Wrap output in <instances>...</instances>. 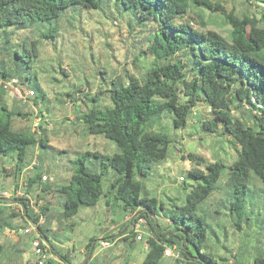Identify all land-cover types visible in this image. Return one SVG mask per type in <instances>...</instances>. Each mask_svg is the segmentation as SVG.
I'll use <instances>...</instances> for the list:
<instances>
[{
	"label": "trees",
	"instance_id": "obj_1",
	"mask_svg": "<svg viewBox=\"0 0 264 264\" xmlns=\"http://www.w3.org/2000/svg\"><path fill=\"white\" fill-rule=\"evenodd\" d=\"M254 1L264 4V0ZM199 10L224 14L231 35L207 28L197 14ZM98 14L117 22L118 28L126 26L134 41L129 59L139 72L125 68L117 80L108 81V73L96 68V75L105 81L104 89L94 92L92 83H86L88 90L83 95L87 111L77 105L80 87L55 99L61 104L73 102V119L83 123L88 135L115 143L117 150L113 154L84 152L73 162L72 173L53 189L50 182L43 181L45 172L40 167L29 171L36 149L49 147V131L40 123L34 128L19 125L36 111L18 100L10 107L0 89V178L6 170L5 160L16 154V183L25 178L24 189L30 198L35 190L59 194L63 218L69 220L82 208L100 202L106 195L104 179L112 172L115 200L132 214L131 226L144 218L152 232L141 264H160L168 246H176L179 252L176 264H229V259L214 252L210 235L215 231L201 206L219 193L224 177L230 188L225 214L230 218L235 213L239 217L248 214L245 220H233L238 230L252 225L248 216L255 211H246L251 208L250 187L254 179L264 185V10L257 19L255 15L239 17L213 0H0V79L17 77L35 91L39 119L54 112L47 106L52 99L38 74L41 44L56 46L63 30L74 27L81 31L82 24ZM146 57L151 60L147 67L143 65ZM53 71L72 81L62 63ZM105 93L108 99L100 106L99 98ZM200 105L211 112L196 111ZM164 119L171 121V130L162 126ZM183 131L191 137H229L236 156L226 163L179 148L183 159L194 165L188 170L193 183L181 203L172 199L163 202L151 196L146 180L154 177V166L169 157L171 145L182 144ZM87 159L91 167L86 165ZM17 200L23 214L10 211L0 201V232L23 229L28 220L39 222L30 199ZM34 201L38 206L44 202L41 210L49 222L50 201L40 193ZM256 214L261 215V211ZM14 219H21L25 225L16 226ZM40 231L47 237L45 227ZM96 241L91 240L86 254ZM5 249L0 243V262ZM60 255L70 263L67 254ZM254 262L264 264V254Z\"/></svg>",
	"mask_w": 264,
	"mask_h": 264
},
{
	"label": "rangeland",
	"instance_id": "obj_2",
	"mask_svg": "<svg viewBox=\"0 0 264 264\" xmlns=\"http://www.w3.org/2000/svg\"><path fill=\"white\" fill-rule=\"evenodd\" d=\"M213 1L222 3L228 11H233L239 17L255 15L259 19L262 16L261 12L264 10V4L257 3L254 0ZM197 14L200 15L207 28L214 29L227 36L231 35L232 30L224 14L200 10L197 11ZM95 16L91 21L82 24L83 28L81 31L76 30L74 27H68L63 30L62 37L58 39L56 46L48 42L41 44L42 60H40L37 67L38 74L45 86L46 93L52 99L50 102H47V106L52 107L54 112H51L50 115L46 114V117L42 118L40 122L44 129L48 131L52 130L50 132L52 142L48 143L49 147L41 149L40 160L42 164L40 169L54 176L55 180L50 181V186L53 189L59 188L64 178L72 173L73 162H76L83 154L77 146L75 147L69 141L62 140L61 135V132L66 127L65 125L74 118L73 102L69 101L68 104H61L55 98L61 97L59 95L68 90L80 87L82 92L79 94L80 101L77 105H83L81 109L87 111V107L84 104L85 96L83 95L88 90L86 83H92L94 92L98 89H104L102 83L105 81L96 75L97 69L108 73L105 75L108 81L117 80L125 68L134 73L139 72L134 68L133 63L129 59L134 50V41L129 35L126 26L123 24V28H118L107 17L100 16L99 14ZM113 53L115 56L112 58ZM150 61L149 57L144 58L143 65L147 67ZM61 63L64 65L65 71L72 77V81L69 82L68 77L53 71ZM9 93H6V102L11 106L15 98L12 95L13 93ZM108 96V93L100 96L98 104L104 106ZM197 110L204 114L210 113L204 105H200ZM38 111L39 108L37 107L34 116L20 121L18 124L26 128L38 127L36 125L40 118ZM46 124H52L53 128L48 129ZM80 124L83 123L80 122ZM162 124L163 127L171 130L172 125L170 120L164 119ZM75 128L76 132L72 133L71 136H75L76 138L81 136L83 138L85 134L79 131L80 125H76ZM154 128H159V125H154ZM38 131L41 132V129H38ZM192 132H194V129H192ZM180 136L182 144L171 145L169 157L163 163L155 165L154 177L146 180L151 196L164 202L172 199L181 203L186 191L190 189L193 183L188 177V170L194 165L190 161L183 159L182 151L179 148L189 149L212 159H221L226 163H230L236 156V151L233 149L229 137L208 138L203 135L191 137L187 131L180 133ZM109 143L111 146L106 149V152L113 154L114 150H117V147L115 143L111 141ZM38 150L37 148L36 155L39 154ZM16 163V154H11L5 160L6 170L3 178H0V201L4 203L17 202V199L21 197L15 192L17 191L16 186L18 188L26 187V185H22L20 182L16 183ZM91 164V161L87 159L86 165L91 167ZM182 176L186 178V183L180 181V177ZM24 179L23 183H25ZM112 179V172L104 179L106 195L102 197L101 202L96 206L82 208L80 213L72 219L66 220L63 217H59V213L63 212L62 205H59L57 198H54L52 201L54 209L51 213L53 215L45 225V233L56 251L60 252V254H72V257L69 259L70 264H85L86 261H89V264H104L106 261L103 257L106 252H103L96 260H89V256L93 250L86 255L83 251L92 239L99 240L95 252L99 251L102 246V238L104 236L111 237V234L106 230L110 225L108 224V218L115 220V222L119 221L121 211L116 206L114 191L111 188ZM219 188V193L212 195L201 206L202 210L204 209L208 212V221L218 236L216 237L215 233L210 235L213 239L214 252L218 253L221 258L229 259V264L230 262L231 264L253 262L255 258L262 253L264 254V185L255 182V179L253 180L250 187L251 192L248 195L249 206L251 208L246 209L247 212L251 211V209L255 211L254 214L250 213L248 216L252 220V225H245L241 230H238L237 226H233V220L235 222L241 219L245 220L248 214L244 212L245 214L241 213L242 216L239 217L238 213H235L234 218L227 216L225 214L227 210L225 206L229 205L226 199H228L227 193L230 191V188L225 185L224 177L219 183ZM4 192L11 193L12 196L5 197L3 195ZM106 202L110 204V215L106 212ZM43 205L44 202L38 208L42 209ZM9 209L15 213L22 214L21 208L18 205L9 206ZM259 211H261V215L256 214ZM44 217L46 216L44 215ZM18 220L21 221V219H14L15 222H19ZM20 224L23 225V221ZM145 231L147 232L145 235L147 238L152 236L149 226L145 227ZM119 232L120 229L114 233L117 235ZM42 235L44 234L42 233ZM134 235L136 236L137 234L135 233ZM12 237V235L8 236L4 232H1L0 242L5 239L7 243L12 244L14 242ZM104 240L109 241L106 238ZM144 240L146 241L140 243L141 245L147 244V239L145 238ZM30 250L27 246L26 252L30 253ZM126 255L125 249L120 250V255L117 257L122 258L120 264H123V262H130V264L140 263L139 259L137 261V254H131L128 259H126ZM7 259L6 255H3L1 258V260L6 261L5 264H23V261L19 259L14 263L11 260V256L9 260ZM112 262L114 261L112 260ZM26 264L37 263L27 262Z\"/></svg>",
	"mask_w": 264,
	"mask_h": 264
},
{
	"label": "crops",
	"instance_id": "obj_3",
	"mask_svg": "<svg viewBox=\"0 0 264 264\" xmlns=\"http://www.w3.org/2000/svg\"><path fill=\"white\" fill-rule=\"evenodd\" d=\"M9 94H12V93H9ZM12 102L13 103L11 104L10 107H13L16 104L15 102H17V99L15 98ZM50 108L52 109V107H50ZM36 125L38 126L39 123H36ZM76 125H78V126L80 125V130L79 131L80 132L82 131L83 134H85V136L83 138L81 136L79 138H76L75 136H71L72 133L76 132V128H75ZM65 126L66 127L64 128L63 132H61L62 140L69 141L75 147L77 146L78 149L81 152H83V153L87 152V151H99L101 153L102 152L106 153V149L111 146L109 141H107L106 139H103V137L88 135L86 133L85 126L83 124L77 123L75 119H71ZM69 129H71V130H69ZM50 132H52V130L49 131V140H50V142H52V137L50 136ZM38 149H39V147H38ZM38 153L39 154L36 155L37 157H39L38 155H41V150L40 149L38 150ZM39 161H40V163H39L38 168L42 164V161L40 160V158H39ZM35 170L36 169H30L29 168V171H35ZM45 175H48V176L54 178V176H52L48 172H45ZM23 179H24V177L22 176L21 179H20V183L23 182ZM54 180H55V178H54ZM37 193L42 194L45 197L46 200L50 201V204H51L50 205V211L48 212L50 217L53 215L51 213L53 211V209H54L53 208V203H52L53 199L57 198L59 205H62V203H63L62 197L59 194L55 193V192H52V194L49 195V194H46V193L44 194L42 192H39V191L35 190V192L31 193V195H32L31 198L34 199V197H35V195ZM10 200H16V199H10ZM101 200H100V202H101ZM3 205L8 207V208H9V206H12V205H18L19 207L21 206V204H20V202L18 200H17V202L14 201L13 203L6 202ZM106 206H107L106 212H107L108 215H110V212H111L110 211V204L108 202H106ZM116 206L118 208H120V211H121V214H120V217H119V221L115 222V220H113L111 218H108V224H110V225H109V227L106 228L107 232L111 234V237H110L109 241H107V242H109L111 244V246L107 247V248H104L103 246H101L100 250L95 252L94 249H95L96 246H98V241H99L98 240L93 246L92 250L94 252H92L90 254L89 260H92V259L96 260L97 258H99L102 255L103 252H106L105 255L103 256L106 259L104 264H111V263L120 264V261L122 260V258H117V257H118V255H120V250L125 249V252L127 253V255H126L127 258L126 259H128V257H130L131 254L135 253V254H137V261L140 260L139 264H141L143 259H144V257H145V255H146V253H147V251H148V244H142L141 245L140 243H143V241L144 242L146 241L144 239L145 238L147 239V237L145 236L147 234V232L144 229L142 235H140V237H142V238L138 239V235L139 234H137L135 236L134 235L135 234L134 228L131 226V221L133 219L132 214L131 213H126L123 210L122 206L119 203H117V202H116ZM59 214H60L59 217H63V212H60ZM21 221H19V222H15L14 221V224L16 226H18V227H22V225L20 224ZM29 222H30V220H28V223ZM28 223H26V225L25 224L24 225L27 226ZM47 223H48V221L45 219L44 223L42 224V228H44ZM125 225H127L126 228L121 231V229ZM118 229H120V232L116 235L114 232L116 230H118ZM11 231L12 230H10V229H6V230H4L2 232H4L6 235L9 236V235H11ZM126 237H132V238H130L128 241H124V239ZM2 238H4V237L2 236ZM12 238L14 240V242L12 244H9V242L7 243V241L5 239H3L2 242H0L6 248L4 255H6L8 257L7 260H9L10 256H11V260L14 263L18 259L22 260L23 264H26L27 262H35L36 261V257H35V255L33 253L32 246H31L32 234L22 235L20 238H14V237H12ZM105 238H107V237L104 236L102 238V244L105 241L104 240ZM45 239L49 240L48 236L45 237ZM27 246L31 249L30 253L26 252ZM17 249H18V251H17ZM83 252L86 255V249ZM58 253L60 254V252H58ZM68 257L70 259L72 257V254H69ZM112 260L114 262H112ZM5 262H6L5 260L4 261L1 260L0 264H5ZM85 264H89V261H86ZM160 264H176V258L170 257V256H165L161 260Z\"/></svg>",
	"mask_w": 264,
	"mask_h": 264
},
{
	"label": "built area",
	"instance_id": "obj_4",
	"mask_svg": "<svg viewBox=\"0 0 264 264\" xmlns=\"http://www.w3.org/2000/svg\"><path fill=\"white\" fill-rule=\"evenodd\" d=\"M115 25H118L117 22H115ZM0 89L2 92L5 93H13L14 97L20 101L25 106L34 109L37 111L38 105L34 102L36 98V93L34 90L28 88L24 84L20 82V80L17 77L13 78H1L0 79ZM209 112H211V109L207 108ZM42 119H38V123H40ZM41 124V123H40ZM46 127L48 129H51L53 127L52 124H46ZM39 157H35L30 165V169H34L35 167L39 166ZM26 181V180H25ZM44 182H50L54 181L53 177H50L48 175L43 176ZM180 181L184 182V178L180 177ZM22 185H26V183L21 182ZM17 195H19L21 198H27L30 199L29 205L33 208L34 213L39 215V222L34 223L30 221L27 226L20 230H12L11 235L14 238H20L22 235L27 234H33V240H32V250L36 257V263L37 264H70L66 259H64L57 251L54 250L52 244L49 242V240L45 239V236L42 235V232L40 231V227H42V224L45 221V217L41 212V209L38 208V205L35 204V201L33 198H30V196L26 195V190L24 188H18L17 191H15ZM3 195L5 197L12 196L11 193L4 192ZM21 213H24V208L21 205ZM147 221L146 219L142 218L140 219L136 225L134 226V232L138 235V239H141L140 235H142L145 227H146ZM102 246L104 248L110 247L111 244L107 241L103 242ZM165 256H170L174 258L179 257V252L176 248V246H168L166 248ZM231 264V262H230ZM247 264H258L256 262H249Z\"/></svg>",
	"mask_w": 264,
	"mask_h": 264
}]
</instances>
